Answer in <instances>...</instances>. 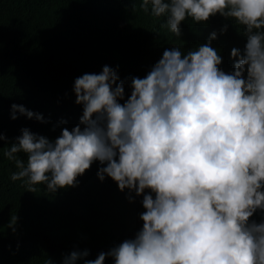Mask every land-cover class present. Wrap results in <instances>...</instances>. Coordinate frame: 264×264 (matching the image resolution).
Listing matches in <instances>:
<instances>
[{
    "label": "clouds",
    "instance_id": "clouds-1",
    "mask_svg": "<svg viewBox=\"0 0 264 264\" xmlns=\"http://www.w3.org/2000/svg\"><path fill=\"white\" fill-rule=\"evenodd\" d=\"M140 9L165 17L161 27L177 37L186 19L219 14L243 27L246 43L231 49L230 72L211 46L216 32L186 53L165 49L144 78H129L127 98L125 81L107 65L77 77L79 123L54 140L22 129L4 152L18 169L10 179L55 193L99 162L100 181L142 196L133 238L95 259L74 250L63 264H264V219H252L264 213V0H140ZM17 113L46 122L14 103L10 118Z\"/></svg>",
    "mask_w": 264,
    "mask_h": 264
},
{
    "label": "trees",
    "instance_id": "trees-1",
    "mask_svg": "<svg viewBox=\"0 0 264 264\" xmlns=\"http://www.w3.org/2000/svg\"><path fill=\"white\" fill-rule=\"evenodd\" d=\"M165 23V17L145 14L140 0H0V132L7 137L0 141V264H46L48 259L63 264L72 251L85 249L86 259H95L142 227V196L121 192L107 176L100 181L99 162L77 178L75 187L49 193L38 184L34 193L23 180L10 179L18 169L4 152L24 128L54 140L63 128L76 126L82 106L75 103L73 85L85 73L99 74L105 65L116 69L127 98L129 78H144L165 49L175 46L186 53L216 32L211 46L223 58L222 70L230 72L231 49L243 51L246 43L243 27L219 14L205 23L186 19L180 37L162 28ZM224 25L228 28L221 34ZM14 103L46 122L19 113L12 120ZM17 156L26 160L23 153ZM252 219L259 222L264 213Z\"/></svg>",
    "mask_w": 264,
    "mask_h": 264
}]
</instances>
